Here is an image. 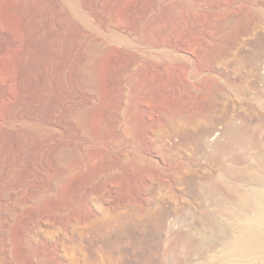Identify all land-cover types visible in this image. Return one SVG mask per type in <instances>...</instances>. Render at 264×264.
<instances>
[{"label": "rangeland", "instance_id": "1", "mask_svg": "<svg viewBox=\"0 0 264 264\" xmlns=\"http://www.w3.org/2000/svg\"><path fill=\"white\" fill-rule=\"evenodd\" d=\"M5 140L0 264H213L262 187L264 0H0Z\"/></svg>", "mask_w": 264, "mask_h": 264}, {"label": "bare ground", "instance_id": "2", "mask_svg": "<svg viewBox=\"0 0 264 264\" xmlns=\"http://www.w3.org/2000/svg\"><path fill=\"white\" fill-rule=\"evenodd\" d=\"M18 115L20 114H17V116ZM6 141L7 140L2 142L3 144L0 143V153L4 149L2 148L3 145L7 144ZM254 177L255 176H252V179H254L257 183L261 184L262 187L260 189H254L253 187L251 191H243L236 186L228 185L227 191L230 194V197H228V200L226 203L227 208L217 209L214 212V215L216 216V218L214 217L215 222L217 221L216 227L218 225L217 227L218 229L215 228V230L218 232L215 231L216 233L215 232L214 234L211 233L210 236H208L209 234L208 235L206 234L202 236L201 238L202 244L203 243L206 244L209 242L211 244L215 243L217 245L219 244L223 246L222 247L223 249L221 250L222 259L218 258V260L217 259L215 260L214 258V260L212 261L214 262L213 264H231L230 257L234 253L239 255L241 259L245 260V259H249L250 257L252 258V256L257 254L258 251L261 249H263L264 251V239L263 238H261L257 234L251 235V236H245V232H247L246 230L240 231V229L237 230L234 227V224L236 222H239L242 220L243 222L248 221V222L254 223L256 226L260 224L264 225V175L259 174L255 178ZM253 211L255 212V215L254 213H252ZM223 226H225L228 229V230L226 229L228 232H225L226 230L224 231L222 229ZM198 239L200 241L199 237ZM189 241H191V239H189Z\"/></svg>", "mask_w": 264, "mask_h": 264}]
</instances>
